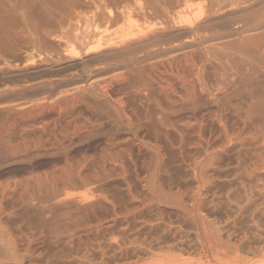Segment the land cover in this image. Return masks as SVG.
Listing matches in <instances>:
<instances>
[{
  "label": "rangeland",
  "instance_id": "1",
  "mask_svg": "<svg viewBox=\"0 0 264 264\" xmlns=\"http://www.w3.org/2000/svg\"><path fill=\"white\" fill-rule=\"evenodd\" d=\"M40 1L0 0L7 262L264 264V0Z\"/></svg>",
  "mask_w": 264,
  "mask_h": 264
},
{
  "label": "bare ground",
  "instance_id": "2",
  "mask_svg": "<svg viewBox=\"0 0 264 264\" xmlns=\"http://www.w3.org/2000/svg\"><path fill=\"white\" fill-rule=\"evenodd\" d=\"M43 1L44 0H42V1H40V2H42L43 3ZM56 1V0H55ZM67 1H69V0H67ZM75 1V0H74ZM74 1H71L70 0V3H69V5H70V7L72 6H74ZM61 2H62V0H61ZM186 2V1H185ZM44 3H45V1H44ZM47 4V3H46ZM32 6V5H31ZM192 9V7H191V5L190 4H188L187 3V5H185V6H183V8L180 10V11H177L178 13V15H176L177 17H178V19H179V21H181L180 23H182V22H188L189 21V18H190V16H189V13H190V11H189V9ZM190 9V10H191ZM193 10V9H192ZM195 10V9H194ZM194 10H193V12H194ZM69 11V10H68ZM199 11V10H198ZM73 12V11H72ZM71 12V13H72ZM187 12H189V13H187ZM192 12V13H193ZM196 12H194L193 14H195ZM199 13V12H198ZM49 17V16H48ZM60 17V16H59ZM66 18V17H65ZM73 18V17H72ZM196 18V17H195ZM177 19V18H176ZM56 21V20H55ZM67 21V20H66ZM178 21V22H179ZM126 24H128V23H126ZM131 24V23H130ZM71 50V49H70ZM201 84H203V83H201ZM205 85V84H204ZM203 85V87H205ZM263 91V90H262ZM259 96V95H258ZM261 96V95H260ZM263 96H264V94H263ZM263 96L261 97V98H263ZM257 99V98H256ZM258 101H256L257 103H259V101H261V99H259V97H258V99H257ZM264 100V99H263ZM253 101V100H252ZM255 101H253V103H254ZM252 103V104H253ZM256 103V104H257ZM263 104L262 105H264V102H262ZM256 104L254 103V105L253 106H256ZM260 104V103H259ZM261 105V106H262ZM260 106V107H261ZM263 107V106H262ZM253 108V107H252ZM250 109H251V107H250ZM254 109H255V107H254ZM253 109V110H254ZM248 110V109H247ZM252 110V109H251ZM250 110V111H251ZM247 112V111H246ZM254 112V111H253ZM248 113H249V115H250V112H249V110H248ZM248 113H246V115H248ZM249 117V116H248ZM158 133H159V131H158ZM157 134V133H156ZM160 134V133H159ZM159 135L157 134V136H156V139L157 140H160V138H161V135H160V138L158 137ZM160 142V141H159ZM158 143V142H157ZM163 148V146L161 145V144H157V147H156V149H157V154L155 155V158H156V166L158 167V169L160 170V168H161V166L163 165V163H164V154H163V152H162V149ZM210 156V158L212 157V155H209ZM156 167V168H157ZM159 181V180H158ZM7 187V186H6ZM15 190V189H14ZM85 193V192H84ZM8 194V193H7ZM71 194V193H70ZM82 194V193H81ZM20 195H22V194H20ZM5 196H7L6 195V191H5V189H3L2 190V188H1V190H0V203H1V201L4 199V197ZM63 196V195H62ZM62 200V199H61ZM57 201V200H56ZM2 211V210H1ZM4 211V210H3ZM3 213V212H2ZM12 239H10V237L5 233V231H3L2 229H1V227H0V264H11V263H9V262H7V260H9L10 261V259L11 258H13V256H15V254H16V247L14 246V244L12 243V241H11Z\"/></svg>",
  "mask_w": 264,
  "mask_h": 264
}]
</instances>
